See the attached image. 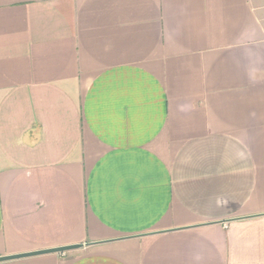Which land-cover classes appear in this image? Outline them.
I'll return each instance as SVG.
<instances>
[{
    "label": "crops",
    "instance_id": "0c3cea01",
    "mask_svg": "<svg viewBox=\"0 0 264 264\" xmlns=\"http://www.w3.org/2000/svg\"><path fill=\"white\" fill-rule=\"evenodd\" d=\"M0 264H264V0H0Z\"/></svg>",
    "mask_w": 264,
    "mask_h": 264
},
{
    "label": "water",
    "instance_id": "95a60500",
    "mask_svg": "<svg viewBox=\"0 0 264 264\" xmlns=\"http://www.w3.org/2000/svg\"><path fill=\"white\" fill-rule=\"evenodd\" d=\"M81 247H82L81 245H72V246H65V247H59V248H50V249L38 250V251L14 255V256H4V257H0V263L5 262V261H12V260H18V259H24V258H30V257H37V256H42V255L63 253V252H67V251L77 250V249H80Z\"/></svg>",
    "mask_w": 264,
    "mask_h": 264
}]
</instances>
